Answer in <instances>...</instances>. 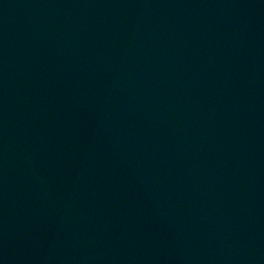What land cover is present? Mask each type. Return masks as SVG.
I'll list each match as a JSON object with an SVG mask.
<instances>
[{
	"label": "water",
	"instance_id": "1",
	"mask_svg": "<svg viewBox=\"0 0 264 264\" xmlns=\"http://www.w3.org/2000/svg\"><path fill=\"white\" fill-rule=\"evenodd\" d=\"M0 264H146L129 0H0Z\"/></svg>",
	"mask_w": 264,
	"mask_h": 264
}]
</instances>
